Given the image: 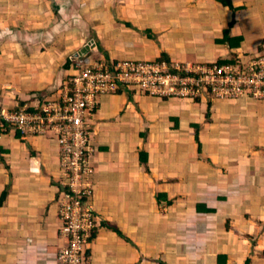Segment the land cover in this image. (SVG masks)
Returning a JSON list of instances; mask_svg holds the SVG:
<instances>
[{"label": "crops", "instance_id": "crops-1", "mask_svg": "<svg viewBox=\"0 0 264 264\" xmlns=\"http://www.w3.org/2000/svg\"><path fill=\"white\" fill-rule=\"evenodd\" d=\"M263 53L264 0H0V108L55 97L81 57ZM88 143L87 264H264V101L120 90L98 99ZM60 172L55 139L1 136L0 264H57Z\"/></svg>", "mask_w": 264, "mask_h": 264}, {"label": "built area", "instance_id": "built-area-1", "mask_svg": "<svg viewBox=\"0 0 264 264\" xmlns=\"http://www.w3.org/2000/svg\"><path fill=\"white\" fill-rule=\"evenodd\" d=\"M74 69L57 98L38 105L41 111L29 113L26 106L15 111L0 108V138L12 129L20 136L56 141L62 178L59 237L63 241L57 251V264H87L86 246L96 226L95 212L88 202L93 172L88 141L90 118L100 96L131 89L167 100H264V53L218 65L145 60L106 63L81 57ZM8 124L12 125L10 130Z\"/></svg>", "mask_w": 264, "mask_h": 264}, {"label": "trees", "instance_id": "trees-1", "mask_svg": "<svg viewBox=\"0 0 264 264\" xmlns=\"http://www.w3.org/2000/svg\"><path fill=\"white\" fill-rule=\"evenodd\" d=\"M199 64H202V65H208L207 63H199ZM219 63H216V65H218ZM119 92L120 91H118V92H116V94H119ZM107 95H111V94H107ZM57 97H53V98H51V99H48V100H44L43 98H40V99H43V100H40V102H39V104L38 105H40L41 103H44V102H47V101H49V100H53V99H56ZM160 99H163V100H166L165 98H160ZM57 100H59V99H57ZM193 101H196V99H193ZM36 106V107H31V106H26V105H22V104H19V105H16L15 107H14V109L13 110H11V111H15V110H19L20 108H22L23 106H26V111L27 112H29V113H35V112H39V111H41V109L40 108H38L39 106ZM40 114H42L43 116H44V113L43 112H41ZM11 124H8V126H7V130H10L11 129ZM11 133H13V134H18L19 135V133L17 132V131H15V130H12L11 129ZM58 158H59V156H58ZM60 161V160H59ZM60 164V163H59ZM92 175V174H91ZM61 180V179H60ZM89 180L92 182V180H91V176L89 177ZM64 189L65 190H67V188L66 187H64ZM243 264H245V263H243Z\"/></svg>", "mask_w": 264, "mask_h": 264}, {"label": "clouds", "instance_id": "clouds-1", "mask_svg": "<svg viewBox=\"0 0 264 264\" xmlns=\"http://www.w3.org/2000/svg\"><path fill=\"white\" fill-rule=\"evenodd\" d=\"M159 61H161V60H159ZM208 65H210V64H208ZM71 67H72V70H71V72H69L68 75L66 76V79L64 80V83H63V87H62L60 90H58V94H59V91L61 92L62 89L65 88V85H66V82H67V79L69 78V76H71L72 73L75 72L74 64H72ZM166 100H167V99H166ZM216 101H218V100H216ZM96 110H97V109H96ZM96 110H95V111H96ZM90 123H91V118H90ZM90 127H91V125H90ZM89 157H90V156H89Z\"/></svg>", "mask_w": 264, "mask_h": 264}, {"label": "rangeland", "instance_id": "rangeland-1", "mask_svg": "<svg viewBox=\"0 0 264 264\" xmlns=\"http://www.w3.org/2000/svg\"><path fill=\"white\" fill-rule=\"evenodd\" d=\"M172 64H179V63H172ZM184 64L190 65V63H184ZM99 98H100V97H99ZM99 98H98V99H99ZM201 98H202V97H201ZM203 99H204V98H203ZM182 101H184V100H182ZM189 101L191 102V100H189ZM260 101H264V100H260ZM260 101H255V102H254V101H250V102H252V103H256V102H260ZM61 184H62V183H61V180H60V181H59V186H61ZM65 203H66V202H63V204H65ZM60 205H61V204H59L58 208H60Z\"/></svg>", "mask_w": 264, "mask_h": 264}]
</instances>
